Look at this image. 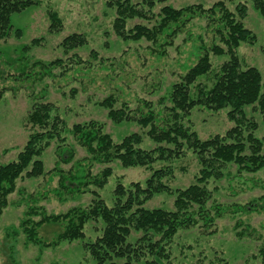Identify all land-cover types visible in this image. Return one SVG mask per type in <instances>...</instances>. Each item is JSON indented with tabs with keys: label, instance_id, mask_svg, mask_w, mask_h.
I'll return each instance as SVG.
<instances>
[{
	"label": "trees",
	"instance_id": "obj_1",
	"mask_svg": "<svg viewBox=\"0 0 264 264\" xmlns=\"http://www.w3.org/2000/svg\"><path fill=\"white\" fill-rule=\"evenodd\" d=\"M105 5L116 12L113 19L115 34L122 39L138 41L145 39L152 45V51L158 56H164L167 47L173 45L174 39L185 25L192 19L204 18L206 29H210L218 38L205 44L200 37L197 61L187 66L180 80L173 83L168 97L158 99L160 107L152 101L138 99V105L130 108L122 101L116 107L117 98L113 94L100 100L98 105L107 110V117L115 123L122 121L135 122L141 128H147L145 134L155 146L142 148V135L137 132L122 137L115 142L106 133L104 123L99 120L77 122L67 128L66 121L57 113V107L51 102L43 101L44 92L32 103L26 120L33 128L26 144L17 152V158L6 163L0 161V216L12 204L8 199L16 193L19 199L16 206L25 203L26 209L18 222V227L9 226L6 237L15 238L21 231L26 244L37 245L41 250L45 247L55 248L61 243L84 239V230L89 221L103 222L101 235L93 241L85 242L86 251L93 259L92 264H162L169 261L170 245L173 238L183 230L201 227L204 232L211 233L212 225L218 217L231 213L261 211L264 206V195L251 199L246 204H222L214 200L208 188L210 179H221L228 174V167L234 165L237 173H256L264 170V134L258 137L255 131L259 124L248 117L245 108L260 112L264 125V80L260 70L254 66L241 64L239 46L247 42L256 44V34L245 27L243 19L247 15L248 6L245 2H236L234 10L227 6L235 0H216L207 8L201 4H190L175 8L167 4L168 0H104ZM251 6L264 18V0H249ZM159 12L153 10L161 4ZM41 0H0V39L14 32L18 38L22 30L13 28L11 14L40 5ZM48 32L58 33L63 26L62 20L50 7ZM142 19L153 23L149 26L141 22L127 28L128 19ZM43 37H35L24 44L21 55L16 59L18 66L11 72L5 70V75L12 80H29L32 82L48 76H53V70L63 66V60L56 58L48 62L33 60L28 52L35 45H41ZM87 37L81 33H70L59 45L68 52L70 49L82 47ZM211 54L227 55L219 69L214 73L211 86L198 82L200 76L208 74L211 69ZM0 64L12 65L1 57ZM78 63L82 60L77 59ZM75 70H80L76 66ZM4 72V71H2ZM5 88V87H4ZM0 90V100L2 93ZM168 100L169 104H166ZM197 106L209 110H220L228 107V118L234 126L224 134L201 139L195 130L184 123ZM66 133H70L78 142L87 157L75 159V150L66 142ZM57 141L55 154L57 159L50 170H45L42 155ZM186 150L196 154L199 163V173L192 184L173 188L167 183L174 174L170 164L157 168L153 165L158 161L180 158ZM9 149L5 148L1 154ZM1 158V156H0ZM118 160L123 166H142L150 170V176L141 183L131 182L125 185L117 181L113 189L114 202L109 206L99 194L91 188H103L112 175L111 166L102 168L99 173L92 172L93 163L104 165ZM72 163L67 169L61 164ZM50 174L57 177V186L51 190L59 200L74 198L77 194L91 192L93 200L88 206H73L64 213H49L40 202L47 198L48 191H32L27 193L23 188H17L18 179L37 178ZM216 190V187L213 188ZM158 193L174 195L172 209L163 207L146 208L147 200ZM262 202V205L261 203ZM60 224L61 230L51 241H45L39 236V229L44 224ZM241 220L234 227L240 228ZM245 225L235 235L242 237L252 234ZM133 232H140L134 241H130ZM260 256L264 259V240L260 245ZM10 251L9 257L15 261ZM226 264V263H225Z\"/></svg>",
	"mask_w": 264,
	"mask_h": 264
},
{
	"label": "rangeland",
	"instance_id": "obj_2",
	"mask_svg": "<svg viewBox=\"0 0 264 264\" xmlns=\"http://www.w3.org/2000/svg\"><path fill=\"white\" fill-rule=\"evenodd\" d=\"M216 0H168L166 3L175 8L190 4H201L207 8ZM236 2H245L248 6L247 15L243 19L245 27L256 34V44L242 43L237 52L241 64L258 68L264 80V18L251 6L249 0H235L227 2V6L234 10ZM161 4L153 10L157 13ZM51 8L62 20L63 28L58 33L48 32L49 17L47 9ZM116 12L105 5L104 0H41L40 5L28 7L21 12L11 14L13 28L21 29L22 35L18 38L14 32L6 38L0 39L1 57L12 65L0 64V90H4L0 100V161L6 163L17 158V152L26 144L30 131L33 129L27 122V113L31 110L35 95L38 97L44 92L43 101L51 102L57 107V113L66 121L67 128L77 122L99 120L104 123L106 133L110 134L115 142L122 137L137 132L142 135V148H153L155 144L147 138V128L139 127L135 122L122 121L115 123L107 117V110L97 102L113 94L117 98L116 107L122 101L127 102L130 108L138 105V99H148L160 107L158 99L168 97L173 83L180 80L186 72L187 66L195 63L198 56V46L202 41L209 45L212 41L218 42L215 34L206 29L207 21L197 17L188 22L167 47L164 56H158L152 51V45L145 39L138 41L124 40L115 34L113 19ZM143 23L151 25L142 19H128L127 28L134 24ZM83 33L87 41L82 47L70 49L65 52L59 43L70 33ZM43 37L41 45L34 46L28 52L33 60L48 62L61 58L63 66L53 70L54 75L32 82L29 80H12L6 77L5 70L15 72L18 66L16 59L21 55V48L35 37ZM77 59L82 60L81 63ZM227 55L217 56L211 54V71L200 76L198 82L208 86L214 81V73L219 69ZM79 66L80 70H75ZM5 69V70H4ZM4 71V72H2ZM5 87V88H4ZM166 104H169L166 100ZM228 107L220 110H209L204 106H197L185 118L184 123L195 130L201 139L213 134H224L235 125L228 118ZM248 117H252L259 124L255 131L258 137L264 134V125L261 122L263 115L252 110L251 106L245 108ZM69 144L75 150V160L87 157L88 153L78 145L70 133H66ZM44 151L42 159L45 170H50L57 159L55 147L57 141ZM72 163L61 164L67 169ZM170 164L173 176L167 181L173 188L186 187L194 182L199 173V163L196 154L186 150L180 158L158 161L153 165L157 168ZM107 166H111L112 175L103 188L91 186L104 201L111 206L114 202L113 189L117 181L129 185L131 182L143 183L150 176L147 167H126L118 160L108 165L93 163L94 174ZM228 174L221 179H210L208 188L214 200L222 204H246L254 198L264 195V170L256 173H237L234 165L228 168ZM50 174L37 178L18 179L17 188H23L27 193L32 191H48L47 198H43V205L49 213H64L73 206H88L93 200L91 192L77 194L74 198L59 200L51 190L57 186V177ZM216 187V190L213 188ZM8 199L12 202L0 216V264H92L93 259L83 245L93 241L101 235L103 222L89 221L86 225L84 239L61 243L55 248L40 249L37 245L26 244L25 236L20 231L16 239L6 237L9 226L18 227V222L26 209V204L16 206L14 202L19 199L16 193L10 194ZM174 195L158 193L144 204L146 208L163 207L172 209ZM262 205V202H259ZM237 220L242 221L240 228H235ZM248 225L250 235L237 237L235 233ZM60 224H44L39 229V236L45 241H51L55 234L61 230ZM212 232L205 233L204 228L196 227L180 231L172 240L169 261L162 264H264L260 256V245L264 240V206L261 211L240 212V214H224L218 217L212 225ZM140 232H133L130 241H134ZM10 251L15 261L9 257Z\"/></svg>",
	"mask_w": 264,
	"mask_h": 264
}]
</instances>
